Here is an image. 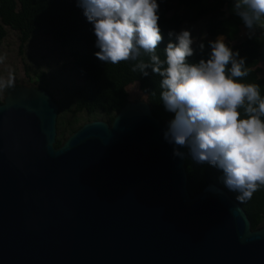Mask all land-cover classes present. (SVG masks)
Listing matches in <instances>:
<instances>
[{
    "label": "water",
    "instance_id": "95a60500",
    "mask_svg": "<svg viewBox=\"0 0 264 264\" xmlns=\"http://www.w3.org/2000/svg\"><path fill=\"white\" fill-rule=\"evenodd\" d=\"M264 35V32L263 34ZM264 67V40L258 50ZM57 105L15 81L0 104V264H264L261 227L207 184L145 102L84 122L57 148Z\"/></svg>",
    "mask_w": 264,
    "mask_h": 264
},
{
    "label": "clouds",
    "instance_id": "9594fccd",
    "mask_svg": "<svg viewBox=\"0 0 264 264\" xmlns=\"http://www.w3.org/2000/svg\"><path fill=\"white\" fill-rule=\"evenodd\" d=\"M93 26L94 55L113 65L140 60L132 70L161 77L160 97L174 114L164 139L174 145L173 155L183 158L186 148L198 164L222 171L221 181L242 204L264 187V96L261 85L242 82L248 76L245 58L223 36L209 41L207 58L190 63L196 43L189 30L168 32L171 40L164 59L157 54L164 36L159 27L157 0H77ZM232 11L251 37L264 27V0H232ZM202 52L205 45L199 43ZM5 57L0 56V63ZM15 86L14 76L0 77V92Z\"/></svg>",
    "mask_w": 264,
    "mask_h": 264
},
{
    "label": "trees",
    "instance_id": "16d2710c",
    "mask_svg": "<svg viewBox=\"0 0 264 264\" xmlns=\"http://www.w3.org/2000/svg\"><path fill=\"white\" fill-rule=\"evenodd\" d=\"M157 2L158 23L164 36L157 49L161 59H164L163 50L166 44L170 40L175 43V38L168 36L169 31L178 33L183 22L196 23L204 20V31L208 40L199 42L205 45L202 52L197 46L199 43L193 47L196 51L189 58V62L206 59L210 51L208 42L223 36L228 46L245 58L249 74L242 82L260 84L261 95L264 96V79L258 77L260 64L258 50L264 35L245 36L241 41L230 45L236 39L235 33L238 28L246 29L241 19L232 11V0H157ZM5 27L18 34L19 47H22L32 34L49 36L66 51L73 68L82 78L81 84L70 90L67 116H63L62 107H58L51 97L58 108L55 120V148L81 126L75 125L79 120V114H84L85 122L98 120L109 125L125 104V87L132 83H137L138 90L145 96L151 115L160 124L169 123L174 118V114L164 108L160 97L161 77L152 74L150 69L147 77L132 70L140 60L149 62L148 54L142 52L138 60L116 65L104 63L96 58L94 53L99 49L95 47L93 26L83 15L77 0H0V42L5 37ZM37 88L41 89L39 86ZM1 102L0 99V104ZM185 151L188 150L185 148ZM184 170L186 190L190 197L196 195L207 184H213L240 206L251 231L261 227L264 187L256 191L250 200L240 204L235 200L237 193L229 191L223 185L220 179L221 170L208 164H198L189 154L185 155Z\"/></svg>",
    "mask_w": 264,
    "mask_h": 264
},
{
    "label": "rangeland",
    "instance_id": "374dc122",
    "mask_svg": "<svg viewBox=\"0 0 264 264\" xmlns=\"http://www.w3.org/2000/svg\"><path fill=\"white\" fill-rule=\"evenodd\" d=\"M204 23V20L196 23L183 22L180 26L181 30L191 32L196 42L193 47L201 41L208 40L204 31ZM4 30L5 37L0 42V56L5 57V59L3 63H0V77L7 78L11 72L15 81L39 86L46 93L48 92L47 94L55 100L58 107H62L63 116H67L66 110L69 107L70 90L80 85L82 78L73 68L66 51L49 36L40 34L30 35L28 41L19 47L18 34L8 27H5ZM263 32L264 27L257 26L253 35L260 36ZM247 33V29L239 27L235 33L236 39L230 45L241 41L245 36H249ZM258 67V77L264 79V67L261 63ZM124 90L125 103L145 102V96L138 90L137 83L129 84ZM4 92L5 90L0 92L1 100L4 97ZM78 117L76 126L82 125L85 122L84 118H86L84 114H79ZM186 154H189L188 151H185Z\"/></svg>",
    "mask_w": 264,
    "mask_h": 264
},
{
    "label": "bare ground",
    "instance_id": "6f19581e",
    "mask_svg": "<svg viewBox=\"0 0 264 264\" xmlns=\"http://www.w3.org/2000/svg\"><path fill=\"white\" fill-rule=\"evenodd\" d=\"M142 102H144V101H140V105H142Z\"/></svg>",
    "mask_w": 264,
    "mask_h": 264
}]
</instances>
